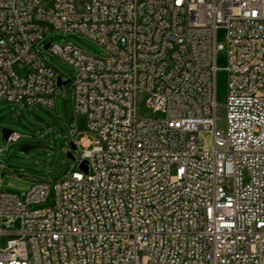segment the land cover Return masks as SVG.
<instances>
[{
    "label": "built area",
    "instance_id": "built-area-1",
    "mask_svg": "<svg viewBox=\"0 0 264 264\" xmlns=\"http://www.w3.org/2000/svg\"><path fill=\"white\" fill-rule=\"evenodd\" d=\"M51 31L105 55L51 44ZM46 52L75 69L74 112L103 145L74 142L50 207L30 208L45 204L44 180L23 198L0 190V222L20 225L0 226V264H264V0H0V102L53 108L65 80ZM142 96L164 117H140Z\"/></svg>",
    "mask_w": 264,
    "mask_h": 264
},
{
    "label": "rangeland",
    "instance_id": "rangeland-1",
    "mask_svg": "<svg viewBox=\"0 0 264 264\" xmlns=\"http://www.w3.org/2000/svg\"><path fill=\"white\" fill-rule=\"evenodd\" d=\"M46 40L51 44L72 45L86 55L95 58H101L105 55L101 46L79 32L51 31ZM217 40L221 44H225L223 31L218 32ZM44 57L63 76L65 81L70 80L68 84L57 89L53 108L39 105L24 108L0 102V148L4 150L1 154V160L5 166L1 176L0 190L2 193L23 198L32 179L44 180L49 185L50 194L45 204L31 206V209L50 207L53 201L52 186L72 170H75V161L69 159L67 153L70 152L77 158L80 148L76 147V150H71V143L75 145L74 142L87 138L90 141H98L100 146L103 145L89 130L86 117L74 112L71 79L76 73L75 69L47 52ZM216 67L218 70L215 77V100L220 105L216 126L219 130H223L224 110L222 106L225 104L227 94L226 56L224 52L218 54ZM144 100L145 97L142 96L137 105V112L140 117L145 119L164 117L160 111L152 112L148 109ZM2 129L18 134L20 140L17 143H7L2 136ZM204 138L206 147L209 148L211 146L210 134L205 133ZM22 144L36 146V148H31L27 152H19L18 149ZM0 226L4 231H17L20 225L18 220L10 222L8 225L5 220H1ZM7 238L8 236H2V243Z\"/></svg>",
    "mask_w": 264,
    "mask_h": 264
},
{
    "label": "water",
    "instance_id": "water-1",
    "mask_svg": "<svg viewBox=\"0 0 264 264\" xmlns=\"http://www.w3.org/2000/svg\"><path fill=\"white\" fill-rule=\"evenodd\" d=\"M46 47H47V46H45V48H46ZM68 83H69V80L62 81V79H61L60 77L57 78V85H58L59 87H60V86H65V85L68 84ZM1 133H2L3 138L6 140L7 137L12 133V131L7 130V129H2V130H1ZM31 148H36V146H31V145H27V144H22V145L19 147L18 151H19V152H27V151H28L29 149H31ZM70 148H71V150H76V146H75L73 143L70 144ZM67 157H68L69 159L75 161V157H74L70 152L67 153ZM80 168H81L83 171H86V167H85V164H84V163L80 165Z\"/></svg>",
    "mask_w": 264,
    "mask_h": 264
},
{
    "label": "snow or ice",
    "instance_id": "snow-or-ice-1",
    "mask_svg": "<svg viewBox=\"0 0 264 264\" xmlns=\"http://www.w3.org/2000/svg\"><path fill=\"white\" fill-rule=\"evenodd\" d=\"M178 2H179V0H178Z\"/></svg>",
    "mask_w": 264,
    "mask_h": 264
}]
</instances>
